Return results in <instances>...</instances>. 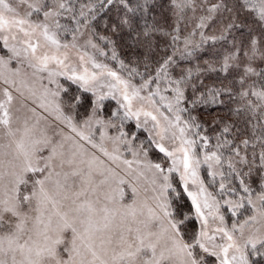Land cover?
<instances>
[{
  "label": "snow or ice",
  "instance_id": "1",
  "mask_svg": "<svg viewBox=\"0 0 264 264\" xmlns=\"http://www.w3.org/2000/svg\"><path fill=\"white\" fill-rule=\"evenodd\" d=\"M0 264H264V0H0Z\"/></svg>",
  "mask_w": 264,
  "mask_h": 264
},
{
  "label": "rangeland",
  "instance_id": "2",
  "mask_svg": "<svg viewBox=\"0 0 264 264\" xmlns=\"http://www.w3.org/2000/svg\"><path fill=\"white\" fill-rule=\"evenodd\" d=\"M113 104H114V102H113ZM126 155H127V153H126Z\"/></svg>",
  "mask_w": 264,
  "mask_h": 264
}]
</instances>
